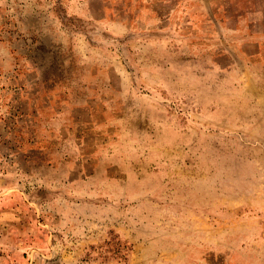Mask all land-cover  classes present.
I'll return each instance as SVG.
<instances>
[{
	"label": "rangeland",
	"instance_id": "1",
	"mask_svg": "<svg viewBox=\"0 0 264 264\" xmlns=\"http://www.w3.org/2000/svg\"><path fill=\"white\" fill-rule=\"evenodd\" d=\"M0 264H264V0H0Z\"/></svg>",
	"mask_w": 264,
	"mask_h": 264
}]
</instances>
